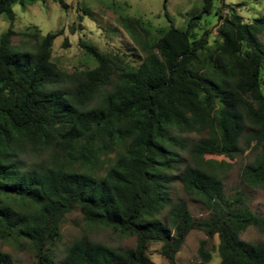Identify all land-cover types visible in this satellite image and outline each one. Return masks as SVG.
Instances as JSON below:
<instances>
[{"label": "trees", "instance_id": "16d2710c", "mask_svg": "<svg viewBox=\"0 0 264 264\" xmlns=\"http://www.w3.org/2000/svg\"><path fill=\"white\" fill-rule=\"evenodd\" d=\"M37 2L46 0H0L8 22L0 34V244L32 253L36 264H153L148 251L158 244V255L176 264L197 231L206 237L199 264L209 263L215 237L220 264H264V244L240 238L249 227L264 235V217L244 192L224 190L228 161L245 152L253 158L241 184L264 189V16L244 22L235 5L200 0L183 29L169 22L150 39L142 21L120 18L139 38V64L79 41L93 67L69 73L52 59L59 32L13 30L14 6ZM214 3L215 34L198 35ZM176 185L207 217H192ZM74 208L86 226L133 238L134 247L82 236L56 262ZM0 264H13L11 256L0 252Z\"/></svg>", "mask_w": 264, "mask_h": 264}, {"label": "rangeland", "instance_id": "374dc122", "mask_svg": "<svg viewBox=\"0 0 264 264\" xmlns=\"http://www.w3.org/2000/svg\"><path fill=\"white\" fill-rule=\"evenodd\" d=\"M68 9L63 11L53 0L37 2L32 6L21 8L14 6L15 22L13 30L19 34L28 26H36L41 35L59 32L52 44V59L58 66L67 72L93 67L90 60L79 46V41H87L96 46L100 51L114 54L118 53L123 59L132 63L139 64L143 53L140 44L136 39L121 26L120 18L138 19L143 22L144 28L150 32L147 37L150 39L157 34V31L166 29L170 23L178 29L185 27V22L192 16L199 14L201 10L200 0H64ZM226 4L235 5L238 14L244 22L264 16V0H225ZM217 4L209 15H203L199 21V35L203 30L212 31L215 34L214 11ZM166 15L168 19L166 18ZM170 22V23H169ZM8 27L3 17L0 16V34ZM138 36L145 37L139 32ZM20 37L16 35L12 39V44H20ZM259 42L264 46V31L259 36ZM64 44L67 46L64 47ZM252 155L245 152L236 157L231 164L227 178L224 180V190L226 194H235L242 191L247 197V203L251 210L264 217V189L248 188L241 184L240 175L244 166L252 160ZM219 159V158H215ZM30 166L39 163L35 158H27ZM174 196L183 200L193 218H205L208 212L201 204L190 200L176 185ZM82 236L92 241L101 242L114 248L129 249L134 247V239L120 237L111 231L100 227H88L82 221L78 210L74 208L66 215L61 224V242L54 248L56 262L63 254L69 244ZM246 242L264 244V235L255 228L249 227L240 235ZM206 237L201 232L191 231L185 242L176 255V264H199L198 248L200 242ZM217 238L207 242V249L211 259L208 264H220L217 254ZM159 245L154 244L148 251V256L153 264H167L158 255ZM0 252L9 254L13 264H36L32 253L20 251L15 246L0 244Z\"/></svg>", "mask_w": 264, "mask_h": 264}]
</instances>
